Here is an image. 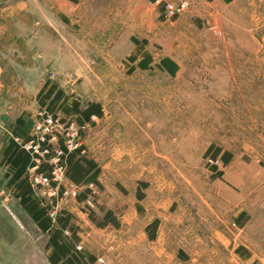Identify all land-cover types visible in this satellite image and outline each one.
Wrapping results in <instances>:
<instances>
[{
	"label": "rangeland",
	"instance_id": "1",
	"mask_svg": "<svg viewBox=\"0 0 264 264\" xmlns=\"http://www.w3.org/2000/svg\"><path fill=\"white\" fill-rule=\"evenodd\" d=\"M179 1L0 0L11 74L46 84L19 96L11 79L13 98L21 114L31 96L32 127L39 113L83 125V155L106 192L136 199L140 188L147 208L160 195L149 217L174 224L187 253L200 239L223 264H264L263 17L252 5L185 0L176 10ZM0 228V255L46 253L35 234L15 235L1 218ZM28 259L15 264H40Z\"/></svg>",
	"mask_w": 264,
	"mask_h": 264
},
{
	"label": "crops",
	"instance_id": "2",
	"mask_svg": "<svg viewBox=\"0 0 264 264\" xmlns=\"http://www.w3.org/2000/svg\"><path fill=\"white\" fill-rule=\"evenodd\" d=\"M207 1L209 3L214 0ZM226 1L233 3L234 6L252 5V10L249 7L252 13H259L264 21V0H217L218 3H226ZM254 29L253 32L256 35L257 27ZM4 55L0 52V197H3L2 205L0 204V218L15 235L24 233L23 235H27V239L32 241L34 236L27 234L31 232L35 234V240L37 237L44 240L46 253L28 256L0 255V264H15L21 258L25 261L29 258L28 262L39 261L40 264H96L98 258H103L105 264H210L214 260L224 263L223 251L216 250V254L209 253L208 245L206 243L201 245L200 239H197L196 243L200 246V250L195 254L187 253L175 238L174 224L158 222L154 218L151 220L150 211L155 213L162 208L160 195H156L152 199V205L147 208L142 203L147 198L146 193L140 188L136 191V199L135 193L126 198L117 190L106 192V186L102 184L101 176L97 173L98 166L91 160L94 167L86 175L76 182L67 177L69 183L82 186L80 190L83 191L70 203L69 207L58 205L60 209L56 215L57 222L52 224L46 215L48 207L37 197V188L32 187L26 179V172L30 165L25 166L23 172L14 179L20 166H14L10 160V157L20 159L24 155L25 152L21 150L18 143L16 144L15 139L22 141L29 136L35 110L34 107L32 108V98L29 96L30 106L24 107V113H18L23 110L18 108L13 98L15 91H18L21 96L26 94L27 88L32 90V86L46 87V84H43L36 74L27 73L22 79L15 80L14 75L11 74L9 60L4 59L6 57ZM12 66L18 68L17 72L21 71L19 65ZM11 79L18 81L17 87L22 88L12 91L11 86L14 82L11 83ZM36 79L39 81L35 84ZM24 101L27 102V98H24ZM41 103L37 106L42 107ZM47 107L51 108L52 104H48ZM81 158L89 160L84 155H75L71 156L69 165ZM92 183L98 187L96 207L92 210L97 222L90 221L89 211L86 213L83 207L90 195L94 194V190L88 188V185ZM86 191H88L87 194ZM11 193L17 195V205L9 201L5 203L11 197ZM129 199L133 200L130 205H128ZM40 211H42L41 215L34 220L33 216ZM105 212H109L115 220L114 224L109 222L98 224L102 223L101 218ZM65 219H67L66 227H62ZM57 230L61 232L57 242L65 245L68 251L66 256L58 254L50 243L51 235ZM1 240L2 236H0V243H2ZM181 243L185 245V241H180ZM77 245L81 246L80 251L75 250ZM50 258L53 259V263L50 262Z\"/></svg>",
	"mask_w": 264,
	"mask_h": 264
},
{
	"label": "built area",
	"instance_id": "3",
	"mask_svg": "<svg viewBox=\"0 0 264 264\" xmlns=\"http://www.w3.org/2000/svg\"><path fill=\"white\" fill-rule=\"evenodd\" d=\"M187 5V1H179L176 10H183ZM165 9L168 14L174 11L169 3ZM84 129L83 125L73 121L39 113L29 136L24 141H18L21 150L30 158L26 179L37 188V197L48 207L46 215L52 224L60 206L69 207L81 188L67 181L66 171L68 157L84 154L80 142V132ZM92 187V184L88 185L89 189ZM86 202L89 204L88 200ZM75 250L80 251L81 246L77 245ZM96 264H105V261L98 258Z\"/></svg>",
	"mask_w": 264,
	"mask_h": 264
},
{
	"label": "trees",
	"instance_id": "4",
	"mask_svg": "<svg viewBox=\"0 0 264 264\" xmlns=\"http://www.w3.org/2000/svg\"><path fill=\"white\" fill-rule=\"evenodd\" d=\"M152 1H154V0H152ZM95 108L96 107H92V109L90 111L95 110ZM87 112H89V110L79 112V115L85 116ZM217 155H218V150H215L213 152V154L211 155V157L214 159V158H216ZM222 158H223V161L225 163H227L229 156L223 155ZM10 160H11V164H13L14 166H17V165L20 166V168L18 169V172H16V174L13 177L14 179H16L23 172L25 166L30 165V160H29V156L27 153H24V155L20 159H15L14 157H10ZM67 161H68V165H67L66 175L70 180L75 181V182L80 177L86 175L94 167V164L90 160H87L85 158L78 159L72 165H69V163L71 162V156L68 157ZM85 193L87 194L88 191H86ZM41 212L42 211L38 212L37 215L33 216L34 220L37 218V216L41 215ZM88 216H89L90 221L97 222L96 218L94 217V213L92 211H89ZM55 221L57 222V216L55 218ZM101 222L102 223H98V224H105L107 222L114 224L115 220L111 217L109 212H105L101 218ZM66 223H67V219H65L63 221L62 227H66V225H65ZM60 235H61L60 231H58V230L55 231L50 237V243L55 247L58 254H60L62 256H66V254H68V251H67L65 245L64 244L62 245V243L58 244V242H57V239L60 237ZM50 262L53 263L54 262L53 259L50 258Z\"/></svg>",
	"mask_w": 264,
	"mask_h": 264
}]
</instances>
